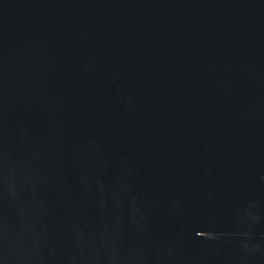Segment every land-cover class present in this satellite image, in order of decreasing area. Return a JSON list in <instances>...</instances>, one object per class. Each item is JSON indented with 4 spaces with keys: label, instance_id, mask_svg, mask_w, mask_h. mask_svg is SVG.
I'll return each mask as SVG.
<instances>
[{
    "label": "water",
    "instance_id": "water-1",
    "mask_svg": "<svg viewBox=\"0 0 264 264\" xmlns=\"http://www.w3.org/2000/svg\"><path fill=\"white\" fill-rule=\"evenodd\" d=\"M0 264H264V0H0Z\"/></svg>",
    "mask_w": 264,
    "mask_h": 264
}]
</instances>
